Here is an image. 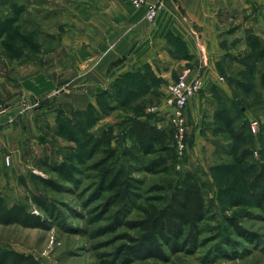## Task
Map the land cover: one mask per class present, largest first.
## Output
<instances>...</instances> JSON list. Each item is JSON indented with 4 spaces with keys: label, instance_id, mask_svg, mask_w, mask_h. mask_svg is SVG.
Returning <instances> with one entry per match:
<instances>
[{
    "label": "rangeland",
    "instance_id": "obj_1",
    "mask_svg": "<svg viewBox=\"0 0 264 264\" xmlns=\"http://www.w3.org/2000/svg\"><path fill=\"white\" fill-rule=\"evenodd\" d=\"M67 2L0 0V86L6 97L7 94L19 92L18 76L30 70V63L37 67L42 53L55 46L57 29L68 7ZM214 6L219 27L223 31L241 29L245 34L248 27L261 36V32L264 33V4L257 0H215ZM173 43L177 53L182 55L181 42L174 40ZM223 45L230 48L220 64L223 78H209L205 85L207 94L203 108L199 100L192 101L191 109L195 110L196 115L190 111L189 105L183 148L177 145L173 128L168 127L171 150L162 155L167 157L169 173H152L145 169L143 162L121 154L123 148L131 143L128 119L151 113L152 107L163 104L164 97L161 96L164 92L158 88L163 83L160 78L127 77L110 87L111 92L127 99L125 104L101 95L95 104L78 112L59 114L53 126L46 125L42 132L32 133L31 149L24 152L26 157L22 153L20 158L18 178L16 176L15 181L0 193L6 197L8 204L23 203L29 210L40 214L48 226L41 228L0 223V249L32 254L44 264H113L112 254L127 243L123 234L138 235L137 230L122 225L127 219L141 217V211L135 206L148 202L163 204L151 198L157 195L168 198L170 181L181 183L184 172L194 169L210 184L212 212L202 223L205 228L202 235L204 244L194 253L182 251L172 254L168 261L137 258L129 264H264L263 213L249 206L246 208L247 214L239 212L237 215L242 226L259 236L256 241H247L235 233L227 220L237 208L224 211L223 202L219 199L220 188L232 186L228 180L227 167L234 156H245L242 166L246 173L242 177L246 187L253 188L254 180L263 174L264 158L260 149L264 132V88L259 84V76H255V86H252L253 91L250 93V77L243 64L247 51L243 50L240 41L225 40ZM177 75L174 74L175 79L180 77ZM6 83L10 84L8 88L5 87ZM150 83L160 95L155 94L154 90L137 97L132 94ZM35 101L42 103L44 100L39 98ZM28 104L33 103H27L29 107ZM224 107L234 117L230 129L215 117L216 110ZM162 114L166 116L163 123L166 125L167 113ZM252 121L258 122L256 132L252 130ZM26 125L30 129L33 127L32 122ZM108 125L114 126L116 136L113 147L118 153V158L110 163L124 166L131 176L138 179L137 187L134 188L137 194L135 204L128 205L122 212L120 204L109 203L110 192L100 196V177L98 171L90 166L101 155L91 160L85 159L81 146V131L98 133ZM38 135L44 144L37 141ZM250 162L255 166L250 168ZM53 164L67 165V175L52 169ZM40 177L53 179L62 188L53 189L42 183ZM154 185H163L166 190L156 191ZM32 193L49 200L52 215L42 211L31 200ZM226 238L233 240L235 245L223 244L222 240Z\"/></svg>",
    "mask_w": 264,
    "mask_h": 264
},
{
    "label": "crops",
    "instance_id": "obj_2",
    "mask_svg": "<svg viewBox=\"0 0 264 264\" xmlns=\"http://www.w3.org/2000/svg\"><path fill=\"white\" fill-rule=\"evenodd\" d=\"M150 1L160 4L154 20L147 17L146 7H135L128 0H68L55 46L42 53L37 67L30 63V70L18 76L19 92L6 97L0 86V192L18 178L20 158L31 149L32 133L53 126L60 113L95 104L100 94L128 73L149 68L163 80L158 88L164 93L174 74L199 75L204 88L188 107L197 99L203 108L209 78H223L220 64L230 49L223 45L225 40L238 39L247 50L241 29H220L215 0ZM257 2L264 4V0ZM174 40L181 42L182 55ZM39 98L44 101L37 103ZM29 122L32 129L27 128ZM37 141L42 143L41 136ZM6 155L11 157L10 165Z\"/></svg>",
    "mask_w": 264,
    "mask_h": 264
},
{
    "label": "trees",
    "instance_id": "obj_3",
    "mask_svg": "<svg viewBox=\"0 0 264 264\" xmlns=\"http://www.w3.org/2000/svg\"><path fill=\"white\" fill-rule=\"evenodd\" d=\"M245 36L247 55L243 64L247 68L246 73L250 77L251 93L253 91L252 86H255V76H259V84L264 88V38L248 27L245 29ZM131 76L132 78L136 76L142 78L152 76L154 80L158 79L149 68H146L144 72L128 73L123 79ZM114 84L110 85V87L114 86ZM143 86L142 89L136 90L137 93L133 91L134 93L132 94L137 97L148 93L154 85L150 83ZM110 87L100 94L98 98L101 95H106L114 102L125 104L127 99L121 97L119 93L111 92ZM156 90L154 89L155 94L160 95V92ZM98 98L97 101L100 100ZM62 115L66 114L60 113L59 116ZM165 117L162 113L151 112L137 115L131 119L129 118L131 143L123 148L121 154L131 160L143 162L145 169L152 173H169L170 168L167 157L162 155L171 150V138L168 128L170 125L169 123L163 124ZM215 117L220 119L228 129L232 127L234 117L226 107L216 110ZM81 133V146L83 147L84 158L91 160L101 155L90 166V168L98 171L100 177L98 184L100 196L104 192H110L111 200H109V203L111 201L120 204L122 207L120 212L127 209L128 205L132 206L135 204L137 194L134 188L137 187L136 182L138 179L131 176L124 166L110 163L112 160L118 158L117 149L113 147L116 136L114 126L108 125L98 133L91 131H81ZM261 136L263 144L260 150L264 158V132ZM149 156L151 158H148ZM244 158V155L242 157L238 155L234 156L230 166L227 167L228 171H226L229 172L230 176L228 180L232 186L221 187L219 199L223 202L222 209L224 211L237 208L234 211V215L227 217V220L238 236L253 242L258 240L259 236L242 226L237 220V215L239 212L247 214L246 208L250 206V208L259 209L263 213L261 217L264 218V171L260 178L254 180L253 188L246 187L242 177L246 173V170L242 166ZM51 166L55 171L67 175L65 170L67 165L53 164ZM254 166L250 162V168ZM40 180L53 189L60 190L62 188L53 179L40 177ZM168 187L171 189L168 198H164L162 195L151 198L152 200H160L163 204L157 205L154 202H148L144 205H134L141 211V217L127 219L122 225L127 226L129 229L137 230L138 235L123 234V238L127 240V243L120 246L112 254L114 255L113 264H129L137 258H156L168 261L172 254L182 251L194 253L204 244L205 240L202 238V235L205 232V228L202 223L212 212L209 202V182L201 177L198 170L189 169L184 172L181 183L170 181ZM153 189L162 192L166 190V187L154 185ZM31 200L48 215L53 214L52 205L46 198L37 193H32ZM0 223L41 228H47L48 226V222L40 214L29 210L23 203L15 202L8 204L6 197L1 193ZM222 243L225 245H235L233 240L229 238L223 239ZM0 264L44 263L32 254H24L13 249L4 248L0 249Z\"/></svg>",
    "mask_w": 264,
    "mask_h": 264
},
{
    "label": "built area",
    "instance_id": "obj_4",
    "mask_svg": "<svg viewBox=\"0 0 264 264\" xmlns=\"http://www.w3.org/2000/svg\"><path fill=\"white\" fill-rule=\"evenodd\" d=\"M135 7H146V15L150 20L156 19L159 13V2L150 0H128ZM204 87V79L197 75L190 77L182 74L176 80L171 81L166 89L163 104L151 108V112L167 113L169 125L175 132L177 145L180 148L185 146V135L187 132V108L196 94ZM258 122L252 121L251 127L254 132L257 131ZM7 165L11 164L10 155L5 156Z\"/></svg>",
    "mask_w": 264,
    "mask_h": 264
}]
</instances>
